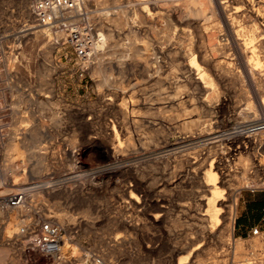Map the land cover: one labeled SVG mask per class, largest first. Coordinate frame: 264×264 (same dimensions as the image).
<instances>
[{"label":"rangeland","instance_id":"374dc122","mask_svg":"<svg viewBox=\"0 0 264 264\" xmlns=\"http://www.w3.org/2000/svg\"><path fill=\"white\" fill-rule=\"evenodd\" d=\"M35 1L0 0V190L13 183H47L29 201L41 203L43 214L65 227L71 257L88 252L110 264H263L264 232L239 238L233 229L241 195L264 188V128L252 130L264 120V42L246 44L253 28H264L257 16L264 14V0H83L77 10L95 30V54L84 76L74 51L35 25ZM101 21L114 33L100 51L113 81L108 85L95 71ZM129 44L141 50L140 58ZM122 52L124 62L117 58ZM191 59L212 79L210 90L196 82ZM250 64L257 68L254 75ZM28 97L44 98L46 107L39 110ZM40 121L45 133L29 148L23 132ZM12 136L17 150L10 146ZM94 139L121 155L106 158ZM31 150L47 157L41 173H32L37 160ZM209 163L228 186L218 198L225 202L218 219L210 218L213 210L202 199ZM7 166L18 173L17 182L5 180ZM8 214L19 222L17 210L0 213V243L10 255L0 264H30L16 233L4 228ZM31 264L56 263L41 258Z\"/></svg>","mask_w":264,"mask_h":264},{"label":"built area","instance_id":"2783aa9c","mask_svg":"<svg viewBox=\"0 0 264 264\" xmlns=\"http://www.w3.org/2000/svg\"><path fill=\"white\" fill-rule=\"evenodd\" d=\"M83 0H37L32 6V13L38 24L49 29L55 44L69 46L76 55L82 76L88 73L94 53V28L85 19V12L77 8ZM264 120L252 124V129L263 126ZM262 123V124H261ZM0 195V209L25 207L26 214L16 232L26 263H35L38 259L54 261L56 264H78L77 258L71 257V242L65 227L54 217L42 212V204L29 201L31 195L41 191L43 186L38 181L10 185ZM3 190V189H1ZM0 190V191H1ZM254 190V189H253ZM264 232L259 227L252 229L254 235ZM88 264H107L100 254H92Z\"/></svg>","mask_w":264,"mask_h":264},{"label":"bare ground","instance_id":"6f19581e","mask_svg":"<svg viewBox=\"0 0 264 264\" xmlns=\"http://www.w3.org/2000/svg\"><path fill=\"white\" fill-rule=\"evenodd\" d=\"M145 1H147V0H145ZM152 1V0H151ZM154 1V0H153ZM156 1H158V0H156ZM211 1V0H210ZM217 1V0H216ZM103 2V1H102ZM202 3V2H201ZM220 3L221 4H225V2L224 1H220ZM227 3V2H226ZM81 4V3H80ZM229 4V3H228ZM232 4V3H231ZM219 5V4H218ZM238 5V4H237ZM80 6V5H79ZM79 6H78V8H79ZM219 7V6H218ZM239 7V6H238ZM247 7V6H246ZM245 8V6L243 7V9ZM250 8V7H249ZM252 8V7H251ZM191 9H193V8H191ZM230 9H232L231 7H230ZM192 11V10H191ZM243 11V10H242ZM250 11V10H249ZM254 11H255V9H254ZM211 12L215 15V16H219L218 15V12L214 9V8H211ZM221 12L222 13H227L228 11H227V9L226 8H223L222 10H221ZM256 12V11H255ZM192 13H194V11L192 12ZM196 13V12H195ZM230 13V12H229ZM236 13V12H235ZM241 13V12H240ZM245 13V12H244ZM253 13V12H252ZM256 14V13H255ZM125 15V14H124ZM196 15V14H195ZM235 15V14H234ZM242 15V14H241ZM32 16V15H31ZM116 16V15H115ZM238 16V15H237ZM251 16V15H250ZM258 18H263L264 19V14H260V13H258ZM125 17V16H124ZM236 17V16H235ZM112 19H113V16L111 17ZM116 18V17H115ZM240 18V17H239ZM225 19H226V22H230L231 21V19H229V17H227L226 15H225ZM238 19V18H237ZM111 20V19H110ZM109 20V21H110ZM119 20H121V18L119 19ZM236 20V19H235ZM115 21V24H116V26H119V23H120V21L118 22V20H114ZM101 23V27L99 28V30H98V42L97 41H95V43H96V47H95V49L97 50V57L95 58V71L97 72V73H99V74H101L102 76H103V79H102V81H101V84H106V85H108V84H111L113 81L111 80L112 78H111V74H110V72L106 69V67H105V65H106V63H105V59L103 58V55L102 54H100V51L101 50H103L102 48L105 46V42H106V40L108 39V38H110V37H113V35H114V33H113V30L111 29V28H106L105 27V21H101L100 22ZM227 23V24H228ZM236 23V22H235ZM109 24V23H108ZM35 25H41V24H35ZM110 25V24H109ZM255 25V24H254ZM256 26V25H255ZM119 27H121V26H119ZM234 28V27H233ZM253 28V27H252ZM258 28H260L259 26H257L255 29L253 28V30H252V34H250L247 38H246V44H251L250 46H255V45H257L258 44V42H260L261 43V46H263L264 44H263V42H264V40L262 39V38H260L262 35H263V32H264V28L262 29V30H258ZM114 29V28H113ZM250 29V28H249ZM106 30L108 31L107 33H106ZM234 30V29H233ZM251 30L249 31V32H251ZM39 31V30H38ZM49 29L47 28V27H43L42 29H41V32H43L44 33V35H47L49 32ZM200 32H201V30H200ZM246 32V31H245ZM244 32V33H245ZM202 34V33H201ZM241 34V33H240ZM50 35V34H49ZM130 35V34H129ZM202 36H204V35H202ZM210 37H211V35H210ZM220 37V36H219ZM243 37V36H242ZM259 38V39H258ZM258 39V40H257ZM243 41V40H242ZM128 43V42H127ZM133 43V42H132ZM131 43V44H132ZM263 44V45H262ZM220 45V44H219ZM234 45V44H233ZM259 45V44H258ZM257 45V46H258ZM129 46H130V44H129ZM235 47V46H234ZM239 47H240V49L242 50V48L244 47L245 48V42H243V43H239ZM131 50H132V52H133V57H135L136 59L139 57V55H140V51L141 50H139V48L137 47V46H135L134 44L133 45H131L130 47H129ZM259 49V48H258ZM262 50V49H261ZM260 51V50H259ZM145 52V51H144ZM261 52H263V51H261ZM192 53V52H191ZM195 53V52H194ZM94 54H95V51H94ZM240 54V53H239ZM248 54V53H247ZM245 55V53H243L242 54V56L243 57H245V56H247L248 57V55ZM260 54V53H259ZM192 55V54H191ZM262 55V54H261ZM126 56V54H125V52H122V53H119V54H117V58L119 59V61H123V59L124 58H126L125 57ZM196 56V55H195ZM204 56V55H203ZM260 56V55H259ZM258 56V57H259ZM153 57V56H152ZM191 57V56H190ZM190 57H189V59H190ZM261 57V56H260ZM135 58H134V60H135ZM140 58V57H139ZM206 58V57H205ZM210 58V57H209ZM213 58V57H212ZM242 59V58H241ZM261 59V58H260ZM142 60V59H141ZM126 61V60H125ZM249 61V60H248ZM124 62V61H123ZM128 62V61H127ZM126 62V63H127ZM190 62V61H189ZM215 62H217V61H215ZM220 63V62H219ZM249 63H251V62H249ZM125 64V63H124ZM207 64V63H206ZM128 65V64H127ZM137 64H135V63H133V65L132 66H136ZM192 68H194V69H196V70H198V75H197V77H196V82L197 83H202L203 85H204V89L205 90H207V89H209L210 90V87L208 86V84H210L211 82H212V79L208 76H206V73L207 72H203L202 70H201V68H200V65L197 63V61H196V59H191V64H189ZM216 65V64H215ZM121 72H123V69H122V67H124V66H122V62H121ZM221 67H222V65H221ZM191 68V69H192ZM215 68V67H214ZM219 68H220V66H219ZM218 68V69H219ZM194 69H192V70H194ZM205 69V68H204ZM223 69V68H222ZM229 69H231V68H229ZM253 69H257L256 68V66H254L253 64H250V73H251V75H254V73H256V72H253L254 70ZM195 70V71H196ZM191 71V70H190ZM194 71V72H195ZM233 71V70H232ZM209 72V71H208ZM224 74H230L231 73V71L230 70H223L222 71ZM192 73H193V71H192ZM211 73V72H210ZM245 74H246V71H245ZM194 75V74H193ZM196 75V74H195ZM258 75L260 76V74L258 73ZM262 75V74H261ZM229 76V75H228ZM257 76V75H256ZM189 77V76H188ZM215 77V76H214ZM190 78V77H189ZM259 78V77H258ZM218 80V79H217ZM255 80H256V78H255ZM254 80V81H255ZM260 80V79H259ZM118 81V80H117ZM189 81V80H188ZM187 81V82H188ZM191 81V80H190ZM257 81V80H256ZM261 81V80H260ZM263 81V80H262ZM261 81V82H262ZM100 84V83H99ZM164 84V83H163ZM194 84V83H193ZM260 84V83H259ZM259 84H257V85H259ZM114 85V84H113ZM162 85V84H161ZM119 87V86H118ZM122 89H124V87L122 88ZM252 89V88H251ZM199 92H201V91H199ZM198 93V92H197ZM21 94V93H20ZM184 94V93H183ZM200 94H203V92H201ZM29 95V94H28ZM40 95V94H39ZM47 96V95H46ZM162 96V95H161ZM187 96V95H186ZM19 97V96H18ZM48 97V96H47ZM46 97V98H47ZM190 97V96H189ZM25 98V97H24ZM200 98V97H199ZM198 98V99H199ZM193 99V98H192ZM28 100H31L32 102L31 103H35V104H37L38 105V107H39V110H42V109H44L46 106V104H47V101L44 99V98H40V97H36V98H34V97H28ZM153 102V101H152ZM155 102V101H154ZM171 102H172V100H171ZM262 102L264 103V100H262ZM126 103V102H125ZM151 104V103H150ZM157 104V103H156ZM128 105V104H127ZM135 105H137V104H135L134 102L133 103H131V107L134 109V106ZM155 105V104H154ZM162 105V104H161ZM206 105V104H205ZM150 106H152V105H150ZM207 106V105H206ZM128 107V106H127ZM144 107V106H143ZM17 108H19V107H17ZM131 108V109H132ZM149 108V107H148ZM147 108V109H148ZM168 108V107H167ZM250 108V107H249ZM14 109V108H13ZM130 109V110H131ZM152 109V108H151ZM150 109V110H151ZM164 109H166V108H164ZM174 109V108H173ZM200 109H201V107H200ZM248 109V108H247ZM253 108H251V110H252ZM149 110V111H150ZM159 110V112H162L163 111V108H156L155 107V110L154 111H158ZM251 110H248V114H249V112L251 111ZM23 111V110H22ZM38 111V110H37ZM140 111H142V110H140ZM41 112V111H40ZM148 112V111H147ZM252 114H254L255 115V113H256V111H255V109H253L252 111ZM118 113V112H117ZM120 113H121V115H123V117L126 119V118H128V116H127V112H126V110L125 109H121L120 110ZM138 113V112H137ZM141 113V112H140ZM151 113V112H150ZM149 113V114H150ZM181 113V112H180ZM43 115V114H42ZM132 115V114H131ZM176 115V114H175ZM53 116H54V114H53ZM140 116V115H139ZM193 117V116H192ZM54 118H55V116H54ZM144 118V117H143ZM134 119V118H133ZM145 119V118H144ZM51 120V119H50ZM12 121V120H11ZM255 121V120H254ZM55 122V121H54ZM192 122V121H191ZM195 122V121H194ZM139 123V122H138ZM146 123V122H145ZM147 123H148V120H147ZM165 123V122H164ZM264 123V122H263ZM187 122H184L183 124H182V126H183V128H185L186 126H187ZM262 124V123H261ZM124 125V124H123ZM126 125V124H125ZM199 125H200V123H199ZM44 123H41V121L39 122V123H37V124H35L33 127H31V128H27V130H25L24 132H23V142L29 147V148H34V147H36L37 146V144L39 143L40 144V139H41V136H42V134H44V133H42L43 131H44ZM192 126V125H191ZM52 127V126H51ZM91 128V127H90ZM118 128V127H117ZM182 128V127H181ZM119 129V128H118ZM123 129V128H122ZM155 129V128H154ZM257 129H263V126H260L259 128L257 127ZM48 130V129H47ZM127 130V129H126ZM240 130V129H239ZM248 130V129H247ZM250 130V129H249ZM252 130H254V129H252ZM127 131H129V130H127ZM232 131V130H231ZM119 132V131H118ZM133 132V131H132ZM131 132V133H132ZM261 132H263V131H261ZM17 133V132H16ZM255 133H258V132H255ZM120 134V133H119ZM135 134V133H134ZM116 135V134H115ZM123 135V134H122ZM131 135V134H130ZM208 135V134H207ZM248 135V134H247ZM125 136V135H124ZM129 136V135H128ZM108 137V136H107ZM106 137V138H107ZM114 137V136H113ZM126 137V136H125ZM130 137V136H129ZM208 137V136H207ZM218 137V136H217ZM122 138V137H121ZM132 138V137H131ZM204 138H206V137H204ZM209 138V137H208ZM211 138V137H210ZM253 138V137H252ZM200 139V138H199ZM122 140V139H121ZM198 140V139H197ZM249 140V139H248ZM43 141V140H42ZM105 141V140H104ZM128 141H132V140H128ZM151 141V140H150ZM129 142V143H130ZM186 142V141H185ZM92 143H93V145H95V148H96V151H99L100 153H103V155L106 157V158H108V159H116V158H118L120 155H121V152H120V150L118 149V148H114V147H111L109 144H107V143H105V142H102V141H98V140H96V139H94V140H92ZM132 143V142H131ZM169 143V142H168ZM124 144H125V142H124ZM175 144V143H174ZM173 144V145H174ZM119 145V144H118ZM143 145V144H142ZM10 146H11V148L13 149V150H17L18 148H17V144H16V142H15V137H13L12 136V138H11V143H10ZM121 146H123V145H121ZM127 147H128V152H130L131 150H129V146L128 145H126ZM140 146V145H139ZM124 147V146H123ZM133 147V146H132ZM143 148H144V145L142 146ZM141 147V148H142ZM131 148V147H130ZM24 149V148H23ZM124 149H125V147H124ZM43 150H45L44 148H43ZM136 150V149H135ZM142 150V149H141ZM170 151V150H169ZM206 151V150H205ZM31 152L33 153V154H36V155H33V156H35L36 158H34L32 155L30 156V157H33L34 159H36L35 161V166L33 167V169H32V173H41V172H43L46 168H47V165H48V163H47V157L44 155V153H41V152H39V153H41V154H39V153H36V151H34V150H31ZM136 152V151H135ZM134 152V153H135ZM209 152V151H208ZM226 152H227V150H226ZM30 153V152H29ZM31 153V154H32ZM199 153V152H198ZM43 154V155H42ZM231 154V153H230ZM197 155V154H196ZM195 155V156H196ZM220 155V154H219ZM229 156V155H228ZM188 157V156H187ZM32 158V159H33ZM123 158V157H122ZM128 158V157H127ZM184 158V157H183ZM206 158V157H205ZM246 158V157H245ZM9 159V158H8ZM11 159V158H10ZM33 159V160H34ZM120 159V158H119ZM123 159H125V158H123ZM222 159H223V157H222ZM176 160V159H175ZM178 160V159H177ZM190 160V159H189ZM210 160V159H209ZM192 161V160H191ZM242 161V160H241ZM188 162V161H187ZM207 162V161H206ZM209 162V161H208ZM243 162H245V160L243 161ZM34 163V162H33ZM201 163V162H200ZM204 163V162H203ZM207 164V163H206ZM210 164V163H209ZM246 164V163H245ZM244 164V165H245ZM198 165V164H197ZM247 165V164H246ZM261 165V164H260ZM9 166V165H8ZM6 167L5 168V171H4V176H5V180H11V177L12 178H14V181H16L17 182V180H18V176H17V172L12 168V167ZM199 166V165H198ZM197 166V167H198ZM207 166H208V164H207ZM200 167V166H199ZM227 168V167H226ZM4 169V168H3ZM141 169V168H140ZM104 170V169H103ZM200 170V169H199ZM29 171V170H28ZM186 171V170H185ZM248 171V168L246 167L245 168V170H244V173H246ZM199 171H197V173H198ZM201 172V171H200ZM196 173V172H195ZM175 174V173H174ZM192 174V173H191ZM204 174H205V182H206V188H205V190H204V196H203V201H206V203H207V205H208V208H209V210H213V214L210 216V218H216V219H218L219 218V210L220 209H222L223 207H225V202L224 201H222L221 203H219V200H218V198H220L221 196H223V195H225V193L226 192H228V186L226 185V182L225 181H222V180H219L220 179V176L221 175H219V172L217 171V167H214V165H213V163L212 164H210V166H209V168H207L206 170H205V172H204ZM147 175V174H146ZM145 175V176H146ZM143 176V175H142ZM181 176H182V174H181ZM180 176V177H181ZM187 176V175H186ZM25 177V176H24ZM176 177V176H175ZM200 177H202V176H200ZM27 178V177H26ZM35 178V177H34ZM199 178V177H198ZM190 179V178H189ZM194 179H196V178H194ZM234 179V178H233ZM145 180V179H144ZM147 180V179H146ZM197 180V179H196ZM195 180V181H196ZM8 181H7V183H8ZM22 181H24V180H22ZM202 181V180H201ZM228 181V180H227ZM112 182V181H111ZM140 182V181H139ZM251 182V181H250ZM48 183H50V182H48ZM16 184H19V183H13L12 185H16ZM43 186H45V185H47V183H41ZM129 184V183H128ZM144 184H145V182H144ZM232 184V183H231ZM8 185V184H7ZM247 185V184H246ZM125 186V185H124ZM177 186V185H176ZM6 187V186H5ZM49 187V186H48ZM170 187V186H169ZM124 188V187H123ZM172 188V187H171ZM242 188V187H241ZM129 189V188H128ZM7 190H9V189H3V190H1L0 191V195H2V194H4V192H6ZM124 191V190H123ZM134 192V191H133ZM132 192V193H133ZM201 192V191H200ZM237 192V191H236ZM230 193V192H229ZM234 193V192H233ZM132 196H133V194H132ZM234 197V196H233ZM35 198V197H34ZM137 200V199H136ZM160 201V200H159ZM198 201V200H197ZM139 202V201H138ZM161 202V201H160ZM163 202V201H162ZM200 203V202H199ZM144 204V203H143ZM144 206V205H143ZM234 206V205H233ZM161 207V206H160ZM227 208H228V206H227ZM235 208V207H234ZM201 209V208H200ZM224 209V208H223ZM13 210H17L18 212H19V222L17 221V220H13L12 218H11V216H10V214H8V217H7V224H6V226L4 227V228H6L7 230H8V232H12V233H16L17 231H18V229H17V225H18V223H19V226H20V224H21V222H22V215L23 214H26L25 212H26V208L25 207H19V208H10V209H6V210H2V209H0V213L1 214H6V213H8L9 211H13ZM229 212V211H228ZM231 212V211H230ZM233 213V212H232ZM57 215V214H56ZM202 215V214H201ZM16 216V215H15ZM230 216V215H229ZM59 218V217H58ZM62 218V217H61ZM207 216L204 218V222L203 223H206L207 222ZM63 219V218H62ZM9 220V221H8ZM125 220V219H124ZM233 220V219H232ZM62 221V220H61ZM121 221V220H120ZM116 222V221H115ZM124 222V221H123ZM223 222V221H222ZM128 223V222H127ZM127 226V225H126ZM221 226H222V223H221ZM231 226V225H230ZM228 228V227H227ZM232 228L233 227H231V228H229V230L231 229L232 230ZM218 230V229H217ZM208 230H207V226L206 225H203V232L204 233H206ZM232 232V231H231ZM224 233V232H223ZM1 235H2V232H0V240H1ZM231 235V234H230ZM117 236V235H116ZM123 235L121 234V237H122ZM209 236V235H208ZM229 236V235H228ZM115 237V236H114ZM114 239V238H113ZM195 239V238H194ZM260 239H261V237H260ZM253 240H255V239H253ZM5 241V240H4ZM113 241V240H112ZM199 241V240H198ZM118 243V242H117ZM257 243H259V242H257ZM240 244V243H239ZM180 245V244H179ZM185 245V244H184ZM188 245V244H187ZM200 245V244H199ZM254 246H255V244H253ZM237 246V245H236ZM185 247H186V245H185ZM238 247H241V245H239ZM12 248V247H11ZM236 248V247H235ZM184 250V249H183ZM183 250H182V252H183ZM242 250V249H241ZM245 252V251H244ZM238 253V252H237ZM236 253V254H237ZM243 253V252H242ZM7 254H8V250L4 247V246H2L1 245V243H0V259L2 258V260H4V259H6L8 256H10V255H8L7 256ZM11 254H13V253H11ZM245 254H247V253H245ZM241 255V254H240ZM91 257H92V255H90L88 252H85L84 253V255L82 256H77V261H79V263L78 264H88L89 262H90V260H91ZM240 257H243V256H240ZM9 258V257H8ZM105 258V257H104ZM108 258H106V260H107ZM10 260V259H9ZM245 260V259H244ZM247 260V259H246ZM263 260V259H262ZM8 261V260H7ZM6 261V262H7ZM244 262V261H243ZM260 262V261H259ZM107 264H110L109 263V261H107ZM200 264V263H199ZM262 264V263H261ZM264 264V263H263Z\"/></svg>","mask_w":264,"mask_h":264},{"label":"crops","instance_id":"0c3cea01","mask_svg":"<svg viewBox=\"0 0 264 264\" xmlns=\"http://www.w3.org/2000/svg\"><path fill=\"white\" fill-rule=\"evenodd\" d=\"M255 227L264 230V188L241 195L233 232L239 238H247Z\"/></svg>","mask_w":264,"mask_h":264}]
</instances>
